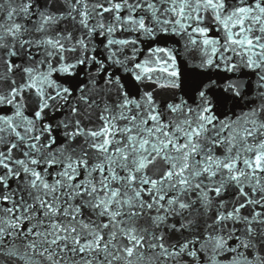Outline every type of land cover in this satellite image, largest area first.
Here are the masks:
<instances>
[{"label": "snow or ice", "instance_id": "obj_1", "mask_svg": "<svg viewBox=\"0 0 264 264\" xmlns=\"http://www.w3.org/2000/svg\"><path fill=\"white\" fill-rule=\"evenodd\" d=\"M0 264H264V0H0Z\"/></svg>", "mask_w": 264, "mask_h": 264}]
</instances>
